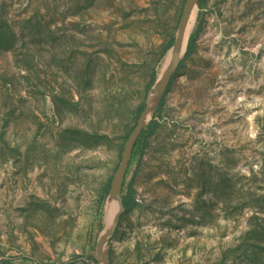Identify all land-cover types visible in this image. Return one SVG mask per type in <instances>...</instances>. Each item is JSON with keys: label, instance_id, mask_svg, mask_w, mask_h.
I'll return each instance as SVG.
<instances>
[{"label": "rangeland", "instance_id": "374dc122", "mask_svg": "<svg viewBox=\"0 0 264 264\" xmlns=\"http://www.w3.org/2000/svg\"><path fill=\"white\" fill-rule=\"evenodd\" d=\"M186 1L0 0V264H101L104 190ZM192 34L111 264H264V0H204Z\"/></svg>", "mask_w": 264, "mask_h": 264}, {"label": "water", "instance_id": "95a60500", "mask_svg": "<svg viewBox=\"0 0 264 264\" xmlns=\"http://www.w3.org/2000/svg\"><path fill=\"white\" fill-rule=\"evenodd\" d=\"M198 5L199 0L186 1L179 20L177 35L171 47L170 60L160 77L155 81L154 85L149 90L146 97L144 109L140 113L137 123L133 131L128 136L121 153V160L111 180L108 195V201L117 202L118 208L113 216L111 226L102 232L96 246L101 264H111V260L109 258L106 247L109 240L115 234L122 215L126 212V208L123 203V195L126 177L134 148L140 135L151 121L153 114L155 113L161 100L165 96L171 79L187 52L188 42L190 38H187L188 26L191 21L192 14L198 7Z\"/></svg>", "mask_w": 264, "mask_h": 264}, {"label": "trees", "instance_id": "16d2710c", "mask_svg": "<svg viewBox=\"0 0 264 264\" xmlns=\"http://www.w3.org/2000/svg\"><path fill=\"white\" fill-rule=\"evenodd\" d=\"M203 1L204 0H199V5H202L203 4ZM172 45H173V42H172L171 46ZM171 46H170V48H171ZM195 47H196V45H195V36L192 34L191 37H190V39H189V42H188L187 52L185 54V57H184L182 63L179 65L178 69H180L183 66V63L185 62V60L187 58L191 57L192 54H194ZM175 76H176V73L173 75V77L171 79V82H170V84H169V86L167 88L166 93L170 90V88H171V86L173 84V81H174ZM155 81H156V76L153 75L152 80H151V82H150V84L148 86V90L151 89V87L154 85ZM164 104H165V96L161 100L158 108L156 109V111H155V113L153 115V118L151 119V121L149 122V124L146 126V128L143 130L142 134L140 135V137H139V139H138V141L136 143V146L141 141L143 142V147L147 146L149 138L155 134V132H156L158 126H159V121H157L156 118H157L158 114L161 113V111H162V109L164 107ZM144 105L145 104H141L138 107V110H137V120L139 118L140 113L144 109ZM133 129L129 132L128 136L133 131ZM136 146H135V148H136ZM109 190H110V184H108L107 187L104 190V198L109 195ZM135 193H136V191H135V189L133 187V184L131 182L128 185L127 189H126V193H124V195H123V203H124V206L126 208V212L132 211L135 208H137V206H139V203H138V201H137V199L135 197ZM85 264H90V263H85Z\"/></svg>", "mask_w": 264, "mask_h": 264}, {"label": "bare ground", "instance_id": "6f19581e", "mask_svg": "<svg viewBox=\"0 0 264 264\" xmlns=\"http://www.w3.org/2000/svg\"><path fill=\"white\" fill-rule=\"evenodd\" d=\"M196 9L194 10V12L192 14V18H191V21H190L189 26H188L187 38L190 37L191 31H192V29H193V27L195 25ZM169 60H170V55L167 58V61H166L164 69L166 68ZM117 208H118L117 202H115V201H109L108 202L107 209H106V221H107V224H108L107 228H109L111 226L112 219H113V216H114L115 212L117 211Z\"/></svg>", "mask_w": 264, "mask_h": 264}]
</instances>
